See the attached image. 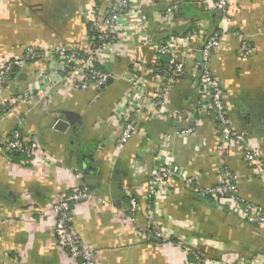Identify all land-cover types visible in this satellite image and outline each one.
Returning a JSON list of instances; mask_svg holds the SVG:
<instances>
[{
    "label": "crops",
    "instance_id": "crops-1",
    "mask_svg": "<svg viewBox=\"0 0 264 264\" xmlns=\"http://www.w3.org/2000/svg\"><path fill=\"white\" fill-rule=\"evenodd\" d=\"M136 1L147 14L148 36H159L157 15L172 2L179 4V10L164 37H180L187 30L201 37L222 29L220 46L211 53L208 69L224 88L233 129L245 133L264 161V0H228L227 23L206 6L211 0ZM92 2L0 0V58L19 55L34 43L83 45ZM104 11L101 5L98 17ZM121 21L131 35L120 41L119 55L106 64L114 75L100 94L65 83L52 59L27 63L3 88V97L10 100L36 89L35 78L42 71L46 70L50 82L46 100L36 95L1 115V132L18 128L24 136L37 139L49 160L30 161L23 156L14 160L0 152V264H75L55 238L53 205L80 183L87 185L85 169L89 177L94 176L90 181L95 182L97 197L74 205L70 226L91 249L94 264H184L183 247L154 242L136 230V224L146 228L151 220L212 258L208 264H264V230L240 221L228 200L219 203L208 195L195 194L179 179L167 183L168 196L153 200L146 214L147 177L162 133L170 136V159L194 176L200 187L219 183L220 169L227 168L238 175L239 194L264 210V179L233 143L225 147L219 162L214 123L205 114L197 117L191 134L179 135L175 123L153 117L144 100L134 118L136 130L122 146L117 144L123 123L117 113L129 108L128 85L121 75L129 69L130 53L137 52L146 69L157 66L155 50L143 44L138 26L132 27L133 33L127 24L129 17ZM240 38L251 46L249 56L240 54ZM191 67L188 61L185 74L175 83L167 103L169 111L197 98ZM60 112L74 117L63 129L50 124ZM137 162L136 171L133 164ZM127 189L143 205L135 219L124 211Z\"/></svg>",
    "mask_w": 264,
    "mask_h": 264
},
{
    "label": "built area",
    "instance_id": "built-area-1",
    "mask_svg": "<svg viewBox=\"0 0 264 264\" xmlns=\"http://www.w3.org/2000/svg\"><path fill=\"white\" fill-rule=\"evenodd\" d=\"M208 3L206 2V6L217 11L222 22H229L228 0H211V3ZM101 5L105 6L104 13L106 14L102 20L97 14ZM178 10V3L167 4L157 15L156 28L159 36L154 34L148 36L145 33L149 21H147V14L142 10L138 1L93 0L88 13L90 21L87 29L93 33V36L86 32V40L83 45L71 47L65 44L41 45L34 43L26 45L19 55L7 59L0 58V108L6 113L12 110L15 103L33 99L36 95H38L36 98L46 100V88L50 84L46 70L37 74L36 89H27L10 100L3 97V88L13 79L14 70L37 59L54 60V69H57L64 82L73 88L77 90L94 89L97 94H100L108 84V80L114 75L106 69V64L116 54L119 55L120 41L131 35V33L127 34L128 31L121 21L124 16H128L130 21L127 24L130 30L134 33L132 27L138 26L137 32L140 33L143 44H151L155 50L157 66L146 69L138 53H130L129 69L121 75L128 85L125 97L129 108L126 112L117 113L119 121H122L123 118L117 144L122 146L136 130L137 125L134 118L144 100H146V106L151 109L152 116L165 121H173L176 125V133L179 135L191 134L198 124L197 117L205 114L214 123V131L217 136L215 151L219 162H221V155L225 147L229 143H233L238 147L244 159L249 162L255 174L264 179L262 155L249 143L245 133L233 129L228 106L224 99V88L220 80L208 69L211 53L220 46L224 32L218 28L207 35L202 34L200 37L194 31L187 30L180 37L175 35L164 37L165 31L170 29L174 23L173 16ZM95 37L97 40L93 41ZM195 39H197L196 43ZM239 43L240 54L243 57L249 56L252 51L249 43L244 38H240ZM164 57L167 59L164 60ZM188 61L192 63L190 76L197 98L181 109L169 111L167 103L171 91L177 80L185 74ZM43 84L44 86H42ZM159 139L160 145L154 157L155 163L147 177V193L144 204L146 214L147 209L152 207L153 200L168 196L167 183L179 179L195 194L208 195L219 203L228 200L231 204V211L240 221L264 230V210L239 194L236 186L238 177L236 173L227 168H221L219 183L200 187L194 176L170 159L167 151L170 136L162 133ZM12 151L22 152L30 161L47 162L49 160V157L43 153L39 141L30 136H24L18 128H14L8 133L0 131V152L9 153ZM138 163L140 164V162L133 164L136 171ZM94 189L80 183L53 205L55 238L58 245L67 252L75 264H94L91 249L80 242L70 226L74 205L80 201L96 198L97 194ZM125 195L127 204L124 211L129 217L135 219L136 213L143 208L141 200L128 189L125 190ZM148 198H152V200L149 201ZM135 227L149 240L154 238L160 242L176 243L183 247L186 252L184 264H208L213 260L197 248L192 247L186 240L183 241V237L174 238L173 234L169 235L163 226L152 222V220L149 221L146 228L140 227L138 224ZM232 264L242 263L237 261Z\"/></svg>",
    "mask_w": 264,
    "mask_h": 264
},
{
    "label": "water",
    "instance_id": "water-1",
    "mask_svg": "<svg viewBox=\"0 0 264 264\" xmlns=\"http://www.w3.org/2000/svg\"><path fill=\"white\" fill-rule=\"evenodd\" d=\"M218 12H220V11H218ZM110 81H112V79L108 80V82H110ZM72 118H74V117H72L71 113L65 112L63 114L62 112H60V114L58 116H56L53 119V121L50 122V124L54 125L55 128H57V129H63L65 127V125H66V122L67 123H72ZM84 174H85L84 176L86 178L85 181L87 182V185L90 188H95V186H96L95 182L94 181H90V179L91 180L94 179V176L89 177L91 174H90V172L87 169L84 170ZM116 184H118V183H116ZM114 185H113V187H114ZM116 186L118 187L119 185H115V187ZM151 240L154 241V242H160L158 239H154V238H151Z\"/></svg>",
    "mask_w": 264,
    "mask_h": 264
},
{
    "label": "trees",
    "instance_id": "trees-1",
    "mask_svg": "<svg viewBox=\"0 0 264 264\" xmlns=\"http://www.w3.org/2000/svg\"><path fill=\"white\" fill-rule=\"evenodd\" d=\"M105 13L103 12V14H102V17L101 16H99V18L102 20V19H104V17H105ZM100 21V20H99ZM89 26V25H88ZM86 27V32H88V34L89 35H92L93 36V33L92 32H89L87 29L89 28V27ZM165 36V35H164ZM164 38V37H163ZM95 40H97V38L95 37L94 39H93V41H95ZM167 59V57H164V60H166ZM17 70H19V69H16V70H14L15 71V73H16V71ZM14 73V74H15ZM3 113H4V111H3V109L2 108H0V117H1V115H3ZM7 155H10L14 160H19L20 158H22V156L23 157H25V158H27L22 152H20V151H12V152H9V153H6ZM148 200L150 201V200H152V198H148Z\"/></svg>",
    "mask_w": 264,
    "mask_h": 264
}]
</instances>
